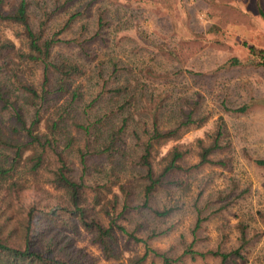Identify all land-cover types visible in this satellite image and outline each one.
<instances>
[{"label":"trees","instance_id":"obj_1","mask_svg":"<svg viewBox=\"0 0 264 264\" xmlns=\"http://www.w3.org/2000/svg\"><path fill=\"white\" fill-rule=\"evenodd\" d=\"M108 6L103 0H0V264L117 261L118 231L145 246L129 264L148 258L181 264L186 256H213L222 264L245 260L241 250L248 227L243 224L244 245L237 249L220 245L226 234L213 248L193 246L205 224L249 190L220 193L201 207L198 200L193 242L182 254L150 247L149 240L169 232L160 229L161 221L179 209L157 206V194L168 189L173 194L183 185L176 174L207 165L229 168L230 156H215L229 153L232 142L221 117L193 146L181 144L210 117L199 114V98L177 99L169 78L138 74L136 62L120 53L121 41L108 42V33L127 27ZM69 33L75 37L68 39ZM240 66L264 69V49L248 47L245 57L230 59L214 73ZM183 73L194 79L203 75L175 72ZM221 105L229 114L243 115L250 108H231L225 100ZM170 143L159 160L160 149ZM256 163L264 167V159ZM129 208L142 218L139 228L150 223L145 237L118 223L129 219ZM82 233L99 247L101 258L75 245L74 237Z\"/></svg>","mask_w":264,"mask_h":264},{"label":"rangeland","instance_id":"obj_2","mask_svg":"<svg viewBox=\"0 0 264 264\" xmlns=\"http://www.w3.org/2000/svg\"><path fill=\"white\" fill-rule=\"evenodd\" d=\"M111 16L120 18L126 30L114 32L110 42H120L122 56L129 55L136 62L135 71L153 79L169 78L175 86V97L195 96L201 100L199 114L209 116L202 129L187 134L181 144L193 146L199 138L212 133L223 117L227 124L228 139L232 142L229 168L207 165L192 173L176 174L183 182L180 188L161 191L155 204L177 205L179 209L160 223L168 234L149 240L151 248L170 255H180L193 242L191 230L195 225L196 202L200 207L213 202L220 193L235 191L248 193L224 214L213 216L201 232V240L193 249L204 251L219 245L223 234L228 240L220 244L226 250L243 246L242 224L247 226V244L241 250L245 260L234 259L228 264H264V167L256 163L264 159V69L244 66L220 70V66L234 57L243 58L248 47L264 49V0H103ZM80 24L76 27V30ZM189 30L188 35L186 31ZM68 39L75 37L68 34ZM114 39V40H113ZM100 46L99 44H94ZM105 51V45L102 46ZM102 52V51H101ZM175 54L172 56L171 54ZM203 74L196 79L176 75L178 70ZM149 69V70H148ZM153 81V80H152ZM155 88L156 81L152 84ZM225 100L231 108L250 105L245 114H229L222 107ZM174 143L160 149L158 158L165 157ZM196 160V158H195ZM195 162V161H194ZM200 193L203 195L200 197ZM218 205L217 203H213ZM134 206V205H133ZM132 208V207H131ZM129 219H121L138 237H145L147 228H139L142 218L130 209ZM132 211V212H131ZM116 254L120 260L105 261L91 238L82 233L75 236V245L84 252L101 258V264H129L145 253V246L117 232ZM144 264H162L148 258ZM181 264H222L219 258L206 256L191 259L186 256Z\"/></svg>","mask_w":264,"mask_h":264}]
</instances>
